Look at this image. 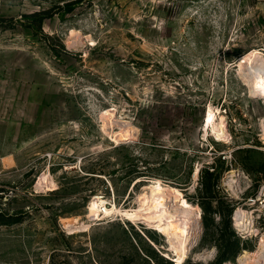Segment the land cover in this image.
Instances as JSON below:
<instances>
[{"label":"rangeland","instance_id":"1","mask_svg":"<svg viewBox=\"0 0 264 264\" xmlns=\"http://www.w3.org/2000/svg\"><path fill=\"white\" fill-rule=\"evenodd\" d=\"M260 88L264 0H0V264H264Z\"/></svg>","mask_w":264,"mask_h":264},{"label":"bare ground","instance_id":"2","mask_svg":"<svg viewBox=\"0 0 264 264\" xmlns=\"http://www.w3.org/2000/svg\"><path fill=\"white\" fill-rule=\"evenodd\" d=\"M263 93L264 92L262 88L256 89V92H254V94L257 95H262ZM214 116L215 111L210 105L206 111V120L209 124H211V122L212 124L215 123ZM213 126H215L214 129L218 134L224 135L225 132L223 125ZM46 173L43 172L39 176L37 182H46L48 188H51L50 186H53L54 184H51V182L49 181L50 179L48 177L49 174L47 175ZM173 196L176 197L177 204L180 207L177 212H173L168 204V202L172 200ZM190 206L191 205L188 203V201L183 195H175L169 190V187L160 186L155 188V191L153 193V202L149 208L150 214L147 216V221L159 225V228H161V230H163L164 233L167 234V236H169L170 238L177 237L180 245H174V249L178 254L179 260L183 259L187 254L184 245L187 240V235L190 230L191 222L193 224V221L196 220L195 216H188V214L190 213H187V211H189ZM88 208L95 211V214H98L97 211L99 209L102 210V213L108 214L116 208V205H114L113 207H109L107 200L103 196L97 194L90 201ZM240 219L241 213L239 210H237L234 213V220L236 221V225H239Z\"/></svg>","mask_w":264,"mask_h":264},{"label":"trees","instance_id":"3","mask_svg":"<svg viewBox=\"0 0 264 264\" xmlns=\"http://www.w3.org/2000/svg\"><path fill=\"white\" fill-rule=\"evenodd\" d=\"M211 168H209L208 170H207V172L210 174V175H212V174H214V170H210ZM203 219H205V216H203ZM205 224H206V222H205ZM237 236V235H236ZM236 240L238 241L239 240V237H237L236 238ZM229 251H222V250H219V254H218V257H217V261L219 262H221V261H224V260H226V259H228L229 258Z\"/></svg>","mask_w":264,"mask_h":264}]
</instances>
